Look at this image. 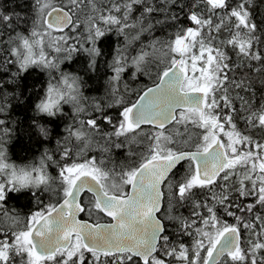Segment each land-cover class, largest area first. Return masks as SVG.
Here are the masks:
<instances>
[{
	"label": "snow or ice",
	"instance_id": "snow-or-ice-1",
	"mask_svg": "<svg viewBox=\"0 0 264 264\" xmlns=\"http://www.w3.org/2000/svg\"><path fill=\"white\" fill-rule=\"evenodd\" d=\"M0 264H264V0L0 3Z\"/></svg>",
	"mask_w": 264,
	"mask_h": 264
},
{
	"label": "trees",
	"instance_id": "trees-1",
	"mask_svg": "<svg viewBox=\"0 0 264 264\" xmlns=\"http://www.w3.org/2000/svg\"><path fill=\"white\" fill-rule=\"evenodd\" d=\"M13 0H0V3L11 4Z\"/></svg>",
	"mask_w": 264,
	"mask_h": 264
}]
</instances>
